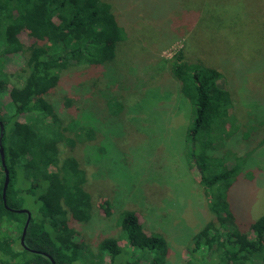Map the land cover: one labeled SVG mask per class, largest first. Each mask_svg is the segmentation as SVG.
<instances>
[{"label": "trees", "instance_id": "1", "mask_svg": "<svg viewBox=\"0 0 264 264\" xmlns=\"http://www.w3.org/2000/svg\"><path fill=\"white\" fill-rule=\"evenodd\" d=\"M150 1L0 0V97L12 76L2 68L4 60L12 56L23 62L22 69L14 75L17 82H12L7 91L11 114L0 113L1 145L9 174L5 199L11 210H20L26 203L32 209L22 246L20 237L27 216L4 208L0 163V264H52L49 258L55 264L82 260L81 246L75 242V231L69 224L90 223L92 197L77 155L67 153L62 157L60 153L63 148L73 153L83 144L90 149L96 142L91 122L85 119V101L94 93L96 101L100 100L102 91L96 89V84L83 92L73 88L74 94L68 93L61 101V107L72 115L69 119L58 111L60 102L52 100L51 93L59 86L63 73L71 69H76L79 78L75 83L81 86V74L87 77L91 69L108 67L115 60L118 46L132 39L131 25L152 20L162 24L171 13L180 12H156ZM170 23L164 26L189 28L195 23V14L183 13L181 19ZM220 69L205 64L201 58H187L181 49L169 64L176 92L191 108L192 119L185 137L191 145L189 151L198 149L201 162L194 164L200 172L199 182L209 200V210L218 221L217 225L209 221L194 235L186 264H192L190 257L194 255L198 256L197 264H264V212L243 233L232 224L226 202L225 195L240 164L231 168L225 164L221 172L215 173L211 162L215 156L193 144L211 131L231 134L224 132V125L229 124L225 119L230 115L232 100L221 83ZM105 77L114 82V77ZM110 98L112 95L101 99L106 101L107 109H111ZM23 115L31 116V120L18 121ZM258 125L264 127V119ZM105 138L99 134L97 144ZM22 182L28 185L25 189L20 187ZM116 225L130 249L126 257L117 240L108 238L98 243L97 254H90L92 264H163L166 242L146 234L133 212L122 211ZM212 257L216 260L209 263Z\"/></svg>", "mask_w": 264, "mask_h": 264}, {"label": "rangeland", "instance_id": "2", "mask_svg": "<svg viewBox=\"0 0 264 264\" xmlns=\"http://www.w3.org/2000/svg\"><path fill=\"white\" fill-rule=\"evenodd\" d=\"M150 2L162 14L180 12L171 13L162 24L152 20L131 25L132 39L118 46L108 67L91 69L87 77L81 74V86L75 83L79 78L76 69H71L63 73L51 93V99L60 102L58 111L69 119L72 115L61 107V101L68 93L74 94L73 88L83 92L96 84L102 91L100 100L96 101L93 92V98L85 101V119L91 122L96 142L90 149L83 144L73 153L65 148L60 153L62 157L77 155L93 203L90 223L69 224L75 231V242L81 246L82 260L74 264H92L90 254H97L98 243L108 238L117 240L126 257L130 249L116 225L122 211L133 212L146 234L166 242L163 264H186L194 235L209 221L218 224L199 182L195 165L201 162L198 149L189 151L191 145L185 137L191 108L179 98L169 76L170 61L180 49L187 58H201L205 64L221 68V83L231 96L232 108L225 119L229 124L224 125V132L231 134L211 131L193 144L215 156L211 161L215 173L225 164L228 168L240 164L225 195L232 224L244 233L264 212V127L258 125L264 119V0ZM183 13L195 14L192 26H164L181 19ZM4 62L2 68L12 76L0 97V113L10 115L7 91L17 82L14 75L23 62L12 56ZM105 75L114 77V82ZM111 95V109H107L101 99ZM30 117L23 115L17 120L29 122ZM99 134L106 137L99 140L102 144H97ZM216 138L219 141L214 142ZM26 185L22 182L20 187L25 189ZM20 210L32 212L28 203ZM197 258L190 257V263L197 264ZM209 259V263L216 260Z\"/></svg>", "mask_w": 264, "mask_h": 264}, {"label": "water", "instance_id": "3", "mask_svg": "<svg viewBox=\"0 0 264 264\" xmlns=\"http://www.w3.org/2000/svg\"><path fill=\"white\" fill-rule=\"evenodd\" d=\"M2 135H3V126L0 123V163H1V167L3 169V174H4V181H3L2 191H1V198H2V203H3V206H4L5 209H7L9 211H13L15 213H23V214H26V216H27L25 224H24V227H23V230H22V234H21V237H20V245L23 246V241H24L26 229H27L28 223L30 221V213L28 211H26V210H11L6 205L5 194H6L7 186L9 184V174H8V170L6 169L3 148H2V145H1ZM49 259H50L52 264H55L51 258H49Z\"/></svg>", "mask_w": 264, "mask_h": 264}]
</instances>
